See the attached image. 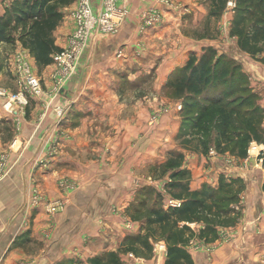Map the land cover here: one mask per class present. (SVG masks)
I'll return each mask as SVG.
<instances>
[{
    "label": "crops",
    "instance_id": "1",
    "mask_svg": "<svg viewBox=\"0 0 264 264\" xmlns=\"http://www.w3.org/2000/svg\"><path fill=\"white\" fill-rule=\"evenodd\" d=\"M14 1L8 5L0 0V17ZM77 1L60 9L62 19L53 36L61 49L68 45L75 30L72 12ZM179 1L183 3L181 9L164 12L167 14L162 24L142 31L141 14L152 6L164 9L163 5L156 0H119V6L130 10L120 31L111 36L91 38L72 77L59 93L53 92L55 60L49 65L38 66L19 42H0V61L23 48L29 54L33 69L38 68L39 73L36 69L34 72L44 85L43 95L30 99L19 123L6 111L0 99V164L3 163L0 173V264H96L94 259L100 258L103 262L111 253L118 255L123 264H165L167 249L161 232L150 236L146 218L139 231L136 227L126 232L125 225L113 218L110 210L113 205L130 208L140 183L162 192L168 182L159 172L154 176L156 169L152 166L158 163L160 167L167 161L165 153L173 149L180 123L170 119L171 123L166 124V120H162V123L158 122L156 132L151 129L149 114L157 109L158 103L157 98L151 104L142 101V97L149 94L147 81L150 80L156 89V97L177 67L185 66L191 57L204 53L206 47L221 46L205 32L207 24L204 21L210 12L202 9L203 13L198 16L192 7L193 0ZM102 3V0H92L95 12H100ZM182 11L188 12L189 16L193 14L192 28L187 34H182L180 29L185 26L180 17ZM177 31L182 36L179 38L181 45L171 36ZM164 41L166 47L171 48L163 49ZM172 48L174 51H170ZM118 50H123V58L117 57ZM139 50L141 54L137 56ZM163 54L167 56L161 58ZM4 70L0 69V87L16 90L14 83L10 85L11 81L4 83ZM132 81H136V87L125 84ZM137 96L138 102L133 105L129 97ZM58 127L67 131L69 138L59 155L51 160L48 158V165L42 166L40 160L46 155L48 139ZM167 132L173 138L163 143V133ZM138 139L144 142L145 149L133 154L129 150L130 144ZM140 163L151 168L137 176L136 167ZM188 170L190 191H201L205 187L216 189L213 181L221 175L220 170L200 173L194 167V160H190ZM258 172L259 178L253 175L256 180L247 179L241 171L231 172L241 178L242 185L238 183L231 187L239 198L245 196L244 201L237 200L235 207L232 206L236 209L231 211V217L236 220L234 227H230L233 223L227 224V228L236 233V238L220 243L212 252L203 247L196 249L192 245L197 242L203 223L190 224L195 236L186 249L193 264H264V169L261 167ZM66 177L77 183L75 191L65 193L60 190L58 182ZM33 184L39 185L50 203L56 199L66 200L65 209H54V213L48 214L45 207H41L37 212L27 211V215L24 208L28 209ZM168 206L170 202L165 204ZM142 208L141 213L145 206ZM220 227L224 225L218 229ZM137 235L145 236L152 244L154 239L161 241L159 245L164 247L148 251L133 241V236ZM133 246L138 248V254L130 250Z\"/></svg>",
    "mask_w": 264,
    "mask_h": 264
},
{
    "label": "trees",
    "instance_id": "2",
    "mask_svg": "<svg viewBox=\"0 0 264 264\" xmlns=\"http://www.w3.org/2000/svg\"><path fill=\"white\" fill-rule=\"evenodd\" d=\"M74 0H15L10 8L0 17V42L15 44L28 50L35 58L38 66H46L53 62V55L61 52L57 46L53 32L62 19L60 9ZM222 2L224 0H215ZM212 10V9H211ZM231 35L238 37V45L243 52L255 57L264 51V0H237V11L230 28ZM214 48H208L203 55L191 57L186 66L174 72L167 86L174 89L180 96H186L191 109L200 100L197 107V117L192 126L194 134L199 136L198 143L204 138V129L208 120H215L217 133L216 146L220 152L230 151L239 157H246L248 146L252 141L264 142V125L258 111L259 104L254 107L244 106L239 99L227 101L232 91L226 94L217 92L221 84L232 82L240 77L248 79L243 67L231 62L225 56L216 57ZM227 61V62H226ZM238 70L240 72H238ZM181 73V74H180ZM195 102V103H194ZM189 113L188 115H190ZM179 160L168 159L158 168L159 175H169L170 181L165 185L173 198L181 201L180 206L165 207L163 195L153 186H143L140 194V205L145 206L142 218H146L150 226V236L154 231H161V239L167 245V260L165 264H193L186 246L195 232L187 223L202 222L198 237L208 239L217 234L218 226L233 223L231 207H225L226 198L233 193L231 186L224 187L221 181L218 189L205 187L201 191H190L188 170L175 169ZM264 168V153H263ZM227 188V190H225ZM264 191V184L262 186ZM228 193V194H227ZM234 195L238 198L237 191ZM237 198L228 201L237 202ZM184 223L180 226V223ZM236 222V221H235ZM133 241L148 251L153 244L145 236H133ZM156 241V239H154ZM138 254V248H130ZM96 264H123L118 255L111 253L108 259H94Z\"/></svg>",
    "mask_w": 264,
    "mask_h": 264
},
{
    "label": "rangeland",
    "instance_id": "3",
    "mask_svg": "<svg viewBox=\"0 0 264 264\" xmlns=\"http://www.w3.org/2000/svg\"><path fill=\"white\" fill-rule=\"evenodd\" d=\"M11 1L12 0H3V4L7 3L9 5V3ZM156 1H158V3H160V4H162L164 9H161L158 6H152V7L148 8L146 11H144L141 14V30L142 31H145L148 28L156 26L157 24H162L166 19L165 14H167L164 12L170 13L171 11L179 10L182 8V5H183V3H180L179 0H171L170 1L172 3L171 5L166 4L165 1L164 2H162L160 0H156ZM193 1H194V4L192 7L194 9H196V11L198 12V16H199V14L203 13V12L201 13L202 9H205V10L210 12V14L207 16L206 20L204 21L205 24H207V28H208V29L206 28L205 32H206L207 36H209L212 40H214L213 42H219L221 44V46L219 45V48L216 47L215 44H214V46L211 47V48L215 49V52H216L215 56L216 57H220L219 55L225 56V58L227 57V59L231 60V62L238 63L239 65H241L243 67V70L248 75V77H247L248 79H246L245 77H240L241 78L240 80H238V78H237L236 80H234L232 82H226L225 84H221L220 86H218L216 91L222 92L224 94H226L227 91L234 92L233 94H231L229 96V98L227 100L228 102L233 101L232 99H236V100L239 99L240 101L244 102V106H246V107L249 106L250 108L254 107V105L256 103H258L259 107L261 109L258 111V113L261 116L262 121H263V125H264V51L259 53L255 57H252L251 55H249L246 52H243L241 50V48L238 45V37L231 35L230 28H231L232 22L234 20V17L236 15V11H237V0H224L225 1L224 4L222 2H215V0H193ZM78 2H79V0L77 1V5L75 6V9L72 12V17L75 21V30L69 38L68 45L63 50L70 49V41H71L72 37L74 36V34L77 30V23H76V20L73 16V13L77 9ZM102 2H103L102 8H101L100 12L94 11L96 14L101 13L102 10L104 9L105 0H102ZM117 5L119 6V0H118ZM119 7H121V6H119ZM124 8H126L130 14V10L127 7H124ZM151 10H158L161 14L160 19L158 22L154 23L152 26L147 27V28H142L144 14L149 13V11H151ZM188 14H189L188 12H183V14H181V16H180L184 20L183 22L185 23L184 24L185 26H180V29L182 30L181 31L182 34H187L188 31L191 30V28H192L191 27V25H192V18L191 17L193 16V14L191 16H189ZM186 15H188V16H186ZM121 25H120V27H121ZM119 31H120V28L115 33L107 34L105 32H101L100 30H98V31L96 30L93 33H89L90 38L88 39V42L91 40V38L93 36H107V35L111 36V35L117 34ZM171 36L173 39L177 38L178 44H180V45L182 44V41L179 39L182 36L178 31L174 32V34H172ZM88 42H87V44H85V46L83 48H78L75 51L76 52L74 55L75 61H73V68H72L71 73L69 74L68 79H70V77H72V75H73V73H74V71L78 65L79 59H80L83 51L85 50V48L88 45ZM165 42L166 41H164V43H163V49L167 50L168 48H171L170 46L166 47L167 42L166 43ZM208 48H210V47H206V49H208ZM174 49L175 48H172V50H170V51H174ZM19 51H25V50L23 48H18L13 53L8 54L6 56V58L3 59V61H0V69H5L3 71L4 83L5 82L10 83V81H11L10 85H13V83H14L17 87L16 90H11L7 87H0V88H6L13 93L18 92L20 90V86L18 85V80H17V76H16V72H15L14 59H13L14 55ZM143 52H146V51L143 50ZM138 53L139 54H137V56H140V54H141L140 50ZM123 54H124L123 50H118L117 57L123 58ZM202 55H203V53L200 55H196L195 57H197V59H198ZM27 56H28V58H30L28 53H27ZM166 56L167 55L163 54L161 58H165ZM161 58L158 60L160 61ZM158 64H159V62H158ZM55 65H56V69L54 71L53 92L59 93L61 88L68 81V79L62 85L57 84L56 79H57V74L60 73V66L57 62H55ZM158 66L159 65H157V67ZM185 66L177 67L174 70V72L178 71L179 69H181ZM32 69H33V66H32ZM34 69H36V71L39 73L37 67H35ZM238 72H240V71L238 70ZM13 74L15 75L14 78L12 77ZM1 79H0V82H1ZM39 79H40V77H39ZM169 79L170 78H168L164 87L159 90L160 92L158 93V95L156 97H155V92H156L155 90L156 89H154V86L152 85V82L150 80L147 81L149 94L146 95L145 97H142V101L143 102L148 101V103L151 104V103H154L155 102L154 99L157 98L156 103H158V107L153 112H150L149 119H148V125L155 132L157 131L156 127L158 125H160V124H158V122L161 121V123H162V120L163 121L166 120V124H167V122L171 123L170 119L175 120V121L178 120L180 123V129L174 138V142H173L174 146H172L173 149H171L169 152L165 153L166 154L165 158L167 160L168 159L179 160L180 158H178L177 156L179 154L182 155L180 165L179 166L175 165V168H172L171 171H173L175 169H186V170H188V164H189L190 160H194V167L200 173H205L206 170H208V172H210L211 170L215 172V169H217L218 171L220 170L219 173L221 175H217L213 181V183L215 182V184H216V189H218L219 183H221V181H224L223 182L224 187L236 185L238 183H239L238 185L242 187V185H240L241 178L240 177L236 178L237 176L235 175L236 176L235 177L233 175L234 174L233 172L238 173L239 171H241L246 175L247 179H249V177H252V178L258 177L259 178L260 173L258 171L261 167L263 168V165H262L263 157L262 156L264 153V142L258 143L256 141H252L248 146L247 156L244 158L239 157L238 155L233 154L230 151L223 152V153L220 152L218 147L216 146V141L218 138H217V133L214 130L215 129V123H214L215 120L214 119L212 120V118H214V116H213V117H210V120H208V127H206L204 129V133H205L204 138H208L209 140L205 141L206 140L205 139L201 143L200 142L198 143V141H196V139L199 136L194 134L195 132H194L192 126H190V125H193V122L195 121V119L197 117V113H198V111H197L198 104H200L202 102H200V100H197L198 102L196 104H194L195 106H192L190 109L188 106V99L186 98V96L177 95L175 93L174 89L167 86ZM40 81H41V79H40ZM125 84H127V86H129V87H136V85H137L136 81H134V82L132 81V83L127 82ZM41 85H42V92L39 95L31 96V98L41 97L43 95L44 85L42 84V81H41ZM129 98H131L130 100L132 101L133 105L136 102H138L137 99H139L138 96L137 97H129ZM29 104H30V100H29ZM29 104L26 106L24 113L20 112V115H19L20 121L24 117V115L26 114V111H27ZM189 113H191V114L188 115ZM58 115H60L59 117H61L62 113H60V111H59ZM11 116L13 117L15 122H17L16 118H14L13 115H11ZM167 117H168V119H166ZM170 126H171V124H170ZM159 130H160V128H158V131ZM113 135H112V137H113ZM170 135L171 134L169 132H167L165 134L163 133L164 137L161 141L164 143V142H167L168 140L169 141L172 140L173 136H171V138H170ZM140 136L143 137L144 133H142V134L140 133ZM68 138H69V133L67 131H65L59 127L56 128L53 131L52 136L48 139L49 143L47 145L48 147L46 149V155L44 158H42L40 160V165L43 166L44 162L48 163L49 162L48 158L51 160V158L59 155L61 147L64 146L63 144H64L65 140H67ZM170 145H172V144H170ZM143 149H145L144 142H142L140 139H138V140L134 141L132 144H130L129 150L132 151L133 154H135L136 152H140ZM50 152H53V154ZM193 156H194V158H193ZM141 163H143V161ZM140 164H138L137 167L134 165L138 170V172H136L138 174L137 176H141V173H144V172L146 173L148 170L150 171V168H151V167L149 168V167L145 166L144 164H141V166H140ZM152 167L154 169H156L154 171V176H156L158 174L157 170L159 168V164L156 163L155 166H152ZM251 170H254V172L251 173L250 172ZM223 171H225L226 173L225 172L223 173ZM231 172L233 174H231ZM248 172H250V174L247 175ZM253 175H254V177H253ZM219 176H221V177H219ZM166 177H167L166 181H170L169 175H166ZM146 185H148V184H146ZM58 186H59L60 190H62L65 193L66 192L70 193L72 191H75L78 187L77 183L73 179L68 178V177L60 179L58 182ZM141 186L142 185L140 183L136 187L134 197H133V201L130 202L131 203L130 208H128V207L124 208L123 205L118 208L116 205H113L112 209L110 210V214L113 216V218L115 217L117 220H121L123 225H125L126 232L133 231L134 228H136V227H137L136 228L137 231H139L140 227L142 226L141 224L143 223L142 222V220H143L142 214L139 215V212H141L143 210L142 206H140V194H141V189H142ZM225 190H227V188ZM232 192L233 193H229V194L227 193L229 196L226 198L227 202L225 204V207H228V208L231 207L232 211H236V209L233 208V207H235V201H231V202L228 201L229 198H231V199L237 198L234 195V193H235L234 188H233ZM161 193L163 195L164 204L169 203L171 201H178L176 198L172 197V195L166 189V187H164V190H162ZM29 197H30V199H29V203L27 205L28 209L26 210V208H24V211H26L25 213H27V215H28L29 211L30 212H32V211L37 212V211L41 210V207H45L46 210L44 208L43 209L48 214L54 213V212H52V211H54V209H57L55 211H63L65 209L66 200L56 199L50 203V200H46L45 194L41 190V188H39L38 184L32 185L30 192H29ZM35 197H36V199H35ZM244 198H245V196L243 195L242 197L240 196V198L238 197L237 200L238 201L239 200L244 201ZM235 221L233 222L232 225H230V227H232V226L234 227ZM190 224H192V223H187V225L189 227H191ZM227 226L228 225H225L224 227H220L217 230V234L215 233V234L210 235L208 237V239L198 238L197 242H195L192 246L195 247V246H197V244L204 243L205 245L216 246V248L219 247L220 243H224V242L226 243V241H224L222 239L220 233L222 231H230L227 228ZM143 227H144V225H143ZM199 229H200V227L197 228V230H199ZM160 232L161 231L159 229H157V231H154V235L155 236H157L158 234L160 235ZM234 238H236V236ZM160 242L161 241H153V249L156 250L159 247L157 245H159ZM189 244H190V242H189ZM164 245L167 249L166 243H164Z\"/></svg>",
    "mask_w": 264,
    "mask_h": 264
},
{
    "label": "built area",
    "instance_id": "4",
    "mask_svg": "<svg viewBox=\"0 0 264 264\" xmlns=\"http://www.w3.org/2000/svg\"><path fill=\"white\" fill-rule=\"evenodd\" d=\"M160 1L172 4L171 0ZM117 3L118 0H105L104 9L101 13L96 14L93 9L92 0H79L77 9L73 13L77 23V30L70 41V49L62 50L54 56L55 62L60 66V73L57 74L56 79L57 84L62 85L67 81L73 68V61H75V51L87 44L90 38L89 33L100 30L101 32L112 34L118 31L129 12L126 8L119 7ZM160 15L158 10H151L149 13H145L142 28L150 27L158 22ZM13 59L20 90L13 93L6 88H0V99H2L6 111L10 115H13L19 123L20 112H25L31 96L39 95L42 92V85L39 77L32 69L26 51L17 52ZM50 153L53 154V152ZM44 164H47V162H44ZM2 165L3 163L0 164V173ZM180 204V201L170 202V206H180ZM220 234L226 242H230L236 236V233L232 230L222 231ZM157 246L164 247V245ZM201 247L205 248L207 252H212L216 248V246L205 245L204 243L197 244L194 248L199 249Z\"/></svg>",
    "mask_w": 264,
    "mask_h": 264
}]
</instances>
